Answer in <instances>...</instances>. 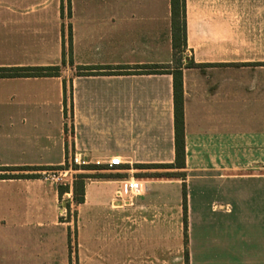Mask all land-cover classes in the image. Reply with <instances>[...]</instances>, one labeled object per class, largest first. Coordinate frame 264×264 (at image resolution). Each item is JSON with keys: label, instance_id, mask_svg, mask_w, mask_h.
<instances>
[{"label": "crops", "instance_id": "crops-1", "mask_svg": "<svg viewBox=\"0 0 264 264\" xmlns=\"http://www.w3.org/2000/svg\"><path fill=\"white\" fill-rule=\"evenodd\" d=\"M185 4L189 264H264V0ZM172 64L171 0H0V72L61 67L0 77V167L92 168L82 204L40 171L0 179V264H185L182 180L141 177L182 172L158 168L175 162L172 75L77 76Z\"/></svg>", "mask_w": 264, "mask_h": 264}, {"label": "trees", "instance_id": "trees-1", "mask_svg": "<svg viewBox=\"0 0 264 264\" xmlns=\"http://www.w3.org/2000/svg\"><path fill=\"white\" fill-rule=\"evenodd\" d=\"M171 28L173 45V64L165 67L145 66H118V67H80L77 76H104V75H138V74H170L173 77V100H174V130H175V162L171 165L158 167L167 170H178L182 172H165L157 174H147L141 177L153 178H180L182 180L183 206L185 211V264H189L188 255V227H187V184H186V147H185V96L183 83V69L201 67L194 61H187L183 66V54L187 49V24H186V4L185 0H171ZM69 57V64L73 65L72 49V28L69 29V50H63V66L66 65V57ZM60 66L52 68H23L18 70L1 71L0 77H40V76H60ZM58 167H0V179H18L36 177L29 174H21L27 171H41L55 169ZM79 169L78 167H74ZM84 169H92L86 167ZM94 169V168H93ZM141 169H151L142 167ZM20 173V174H16ZM87 175H78L73 186V197L76 204H82L85 200ZM68 191L66 187H59L62 197ZM70 206L68 205V208Z\"/></svg>", "mask_w": 264, "mask_h": 264}, {"label": "built area", "instance_id": "built-area-1", "mask_svg": "<svg viewBox=\"0 0 264 264\" xmlns=\"http://www.w3.org/2000/svg\"><path fill=\"white\" fill-rule=\"evenodd\" d=\"M107 165V169H115L119 168L123 165L121 159L119 157L110 158L107 162H102L101 160L95 161L96 166ZM86 162H84L80 155L73 153L70 161L61 167L55 169H47L41 170L39 174L42 178L46 181L52 182L59 187H66L68 191L64 194V202L65 204H71L74 201L73 197V186L74 182L79 175V170H84L86 168ZM74 167H78L79 169H75ZM141 186L135 180H130L126 182L124 189H120L117 192L116 197L121 200L125 201L128 204H131L134 197L141 193Z\"/></svg>", "mask_w": 264, "mask_h": 264}, {"label": "rangeland", "instance_id": "rangeland-1", "mask_svg": "<svg viewBox=\"0 0 264 264\" xmlns=\"http://www.w3.org/2000/svg\"><path fill=\"white\" fill-rule=\"evenodd\" d=\"M166 179V178H165ZM171 189V196L175 193V194H177V193H179V194H181V187L180 188H174V187H170ZM174 188V189H173ZM174 196V195H173ZM171 200L173 201L174 200V197H171Z\"/></svg>", "mask_w": 264, "mask_h": 264}]
</instances>
